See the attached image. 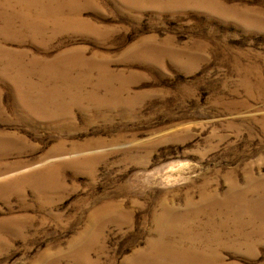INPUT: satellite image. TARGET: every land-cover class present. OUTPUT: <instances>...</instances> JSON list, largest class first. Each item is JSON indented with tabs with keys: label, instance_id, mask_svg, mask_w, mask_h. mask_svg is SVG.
Here are the masks:
<instances>
[{
	"label": "rangeland",
	"instance_id": "1",
	"mask_svg": "<svg viewBox=\"0 0 264 264\" xmlns=\"http://www.w3.org/2000/svg\"><path fill=\"white\" fill-rule=\"evenodd\" d=\"M0 264H264V0H0Z\"/></svg>",
	"mask_w": 264,
	"mask_h": 264
},
{
	"label": "bare ground",
	"instance_id": "2",
	"mask_svg": "<svg viewBox=\"0 0 264 264\" xmlns=\"http://www.w3.org/2000/svg\"><path fill=\"white\" fill-rule=\"evenodd\" d=\"M10 3V2H9ZM248 208H252V206H247ZM252 212V211H251ZM241 216H244V211H243V213L242 214H239V215H237L236 217H241ZM239 220V219H238Z\"/></svg>",
	"mask_w": 264,
	"mask_h": 264
}]
</instances>
